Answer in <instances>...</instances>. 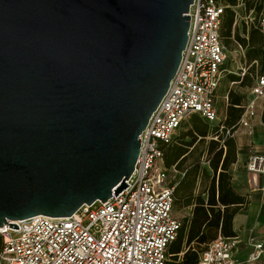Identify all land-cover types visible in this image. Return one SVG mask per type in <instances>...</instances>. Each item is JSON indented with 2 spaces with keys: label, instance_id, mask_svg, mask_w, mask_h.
<instances>
[{
  "label": "water",
  "instance_id": "95a60500",
  "mask_svg": "<svg viewBox=\"0 0 264 264\" xmlns=\"http://www.w3.org/2000/svg\"><path fill=\"white\" fill-rule=\"evenodd\" d=\"M194 0H0V227L129 185Z\"/></svg>",
  "mask_w": 264,
  "mask_h": 264
},
{
  "label": "built area",
  "instance_id": "2783aa9c",
  "mask_svg": "<svg viewBox=\"0 0 264 264\" xmlns=\"http://www.w3.org/2000/svg\"><path fill=\"white\" fill-rule=\"evenodd\" d=\"M224 12L220 0H194L190 6L181 63L140 135V154L126 180L129 186L117 197L113 192L104 203L84 204L68 217L38 215L17 221L19 229L1 226L0 264H167L181 221L174 215L175 184L170 177L171 170L179 171L165 166L164 151L192 115L211 123L219 119L218 91L225 73H231L221 37ZM256 26L264 33V13ZM251 90L255 98L264 96V73L256 76ZM255 98L246 102L239 122L250 135ZM245 170L248 184L262 189L264 152L253 154ZM237 244L236 237L220 234L197 264H241L235 256ZM254 246L250 260L264 253L263 243Z\"/></svg>",
  "mask_w": 264,
  "mask_h": 264
},
{
  "label": "trees",
  "instance_id": "16d2710c",
  "mask_svg": "<svg viewBox=\"0 0 264 264\" xmlns=\"http://www.w3.org/2000/svg\"><path fill=\"white\" fill-rule=\"evenodd\" d=\"M220 1L225 5L221 37L223 35L228 40L233 36V26L237 21L235 8L240 3L245 4L246 11L254 9L258 15L264 12L263 6L249 4L248 0ZM257 19L256 17L250 24L242 23L245 37L240 36L239 26H236L234 31L236 44L247 48L246 59L249 67L244 76L231 74L230 79L231 82H239L242 85L248 81L250 88L256 76L264 73V33L256 26ZM259 64L260 71H254V67ZM229 96L228 115L222 124L223 130H220L221 126H212L213 123L195 114L183 125L191 128L181 136L177 134L179 136L176 135L172 143L165 148V166L170 170L175 167L179 172H184L180 181L173 182L175 203L178 200L177 195H180V200L192 207L191 216L181 221L177 238L169 248L167 264H197L208 244L220 234L226 237L237 236L234 218L246 207L248 199L234 188L231 169L238 160L239 150L235 133L245 112L247 97L230 91L227 94L228 99ZM186 137L191 140L184 141ZM208 137L211 138L207 140ZM179 139L181 142L178 143ZM197 142L208 143L206 155L211 174L201 168L200 159L193 166L183 169ZM200 179L205 181L206 185L196 193Z\"/></svg>",
  "mask_w": 264,
  "mask_h": 264
},
{
  "label": "crops",
  "instance_id": "0c3cea01",
  "mask_svg": "<svg viewBox=\"0 0 264 264\" xmlns=\"http://www.w3.org/2000/svg\"><path fill=\"white\" fill-rule=\"evenodd\" d=\"M254 98L250 88L247 102ZM255 100L256 115L252 118L254 133L250 135L243 127H239L236 131L239 155L231 169L234 188L248 199L246 207L234 218V230L238 241L235 256L241 264H264V253L257 260H250L251 255L256 251L254 244L259 242L264 245V178L262 179L263 188L254 189L248 184L245 170V164L253 154L264 152V96Z\"/></svg>",
  "mask_w": 264,
  "mask_h": 264
},
{
  "label": "rangeland",
  "instance_id": "374dc122",
  "mask_svg": "<svg viewBox=\"0 0 264 264\" xmlns=\"http://www.w3.org/2000/svg\"><path fill=\"white\" fill-rule=\"evenodd\" d=\"M249 4H253L256 6H263L264 7V0H248ZM236 12H237V21L233 26V36L231 39H226L223 35H222V39H223V43L227 49V55H228V65L227 68H229L231 70V73H225L222 82H221V86L220 89L218 91V100H217V107L219 110V119L214 122L212 124V126H221L220 130H223L222 124L225 121V119L227 118V108L228 105L230 103V96L229 99L227 98V94L230 91V93H234V94H240L243 96H246L249 94L250 92V86L248 85V81L242 85L239 82H231L230 79V75H238L241 74L243 72L244 69L248 70L249 67V63L247 62L246 59V53H247V48L243 47V50H241V48H239L236 44V42L234 41L236 39L234 31H235V27L239 26V28L241 29L240 31V36L241 37H245L246 34L242 31V23L246 22L248 24L251 23L250 19L254 16H256L257 18H259L261 16L258 15L256 10H250V11H246L245 9V4L240 3L236 8H235ZM264 12H262L263 14ZM237 40V39H236ZM260 67L261 65H257L254 67V71H260ZM191 127L190 126H183V128L179 131V135L181 136L182 134H184L185 132H187ZM238 130V129H237ZM177 135V136H179ZM236 135V133H235ZM211 137H208L207 140H209ZM191 138L190 137H186L184 139V141H190ZM181 142L180 139L178 140V143ZM208 143H203V142H197L194 149H193V153L190 156L189 160L186 162L185 166L183 169L185 168H189L191 166H193V164H195L197 162L198 159H200V165L201 168L207 170V172H209L210 174L212 173L210 168H209V164H208V157L206 155V148H207ZM182 173L184 172H175L174 170H171L170 172V177L173 180V182H178L180 181V178L182 176ZM206 183L205 181H202L201 179L198 181V185L196 188V193L199 192V190H203L205 187ZM206 196V194H205ZM178 200L175 203V207H174V215L180 220L183 221L185 218H188L191 216V212H192V207L191 206H187L185 205V203L180 200V195H177ZM12 235L14 237L18 236V233H12ZM171 259V257H170Z\"/></svg>",
  "mask_w": 264,
  "mask_h": 264
}]
</instances>
